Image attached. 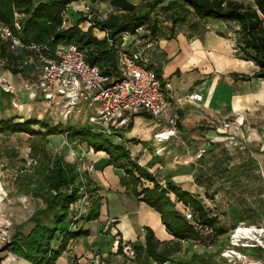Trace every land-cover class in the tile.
<instances>
[{
  "label": "trees",
  "instance_id": "16d2710c",
  "mask_svg": "<svg viewBox=\"0 0 264 264\" xmlns=\"http://www.w3.org/2000/svg\"><path fill=\"white\" fill-rule=\"evenodd\" d=\"M77 1L79 0H0V22L12 28L13 14L17 11L23 14L21 30L18 33L23 43L38 46L47 55H50L59 43L75 44L84 50L89 64L98 66L102 74L112 77L118 76V46L124 32H134L136 28L145 26L155 40L172 39L177 35L175 26L185 23L188 16L193 19L190 24L193 28L206 21L236 23V57L251 61L257 69L250 76L232 73L231 77L234 81L264 79V0H253L252 6H246L238 0H169L166 4L165 0H143L147 7L145 13L139 12L138 4L132 0H89L93 4L107 3L114 12L104 19H94L87 30L79 26L86 20L85 16L80 15L74 23L69 24L64 18L69 4ZM158 7L170 12L171 29L168 34L156 25H148V13L158 11ZM93 28L107 31L114 41L113 45L110 46L106 38L99 39L94 36ZM23 55H13L8 50L6 41L0 39V56L7 63L5 69L12 74L25 75L31 72L29 68L20 66ZM155 70L159 75L160 69L155 67ZM2 95L6 96L7 93L1 91L0 96ZM142 114L150 116L146 112ZM66 122L65 125L59 122L52 125L45 118L23 117L16 113L0 118V136L25 134L29 138L43 139V142L38 144L34 141L30 147V168L33 171L29 172L28 168L23 167L14 177L15 191L28 194L37 200L36 208L28 218L30 227L27 231L20 230V227L15 230L9 241L0 246V253L10 252L29 264H56L59 257L69 250L70 245L79 238L90 235L89 230L83 228V223L98 219L101 196H96L98 188L92 187L90 178L85 175V188L91 194V205L80 218H74L71 207L81 197L82 184L78 165L66 161L57 153L50 154L46 149L49 136L61 134L65 136L68 144H85L94 152H105L108 156L106 165L123 171L120 184L125 191L159 214L161 223L171 239L160 241L152 228L144 226L143 240L136 239L130 243L139 264H228L220 257L225 244H217L210 247L211 249L208 246L232 231L238 223L247 224L245 220L248 208H239L227 199L221 213L214 214L195 193L182 188L172 179L175 173L164 171L158 176L159 172L157 174L149 171V168L156 164H160L162 169L164 162L161 157L152 154L146 164H139L138 159L132 158L124 145L115 143L112 139L116 135L123 137L119 132L125 130L131 121L119 130L113 129L111 133H106L99 127L95 130L91 126L93 124L87 121L83 124H71L73 121L68 119ZM204 150V153L191 163L190 168L193 170L195 183L207 194L211 189L212 176L208 171V161L203 156L210 153L211 162L216 164L217 160L211 151L212 147ZM219 190L213 189L212 193H220ZM178 203L182 205V211L177 208ZM186 211L191 213V220L186 219ZM225 217L230 218L228 226H225L222 220ZM181 243H185L182 255L176 256ZM124 244L127 243L119 241L117 245V253L123 255L121 264H137L124 256ZM196 244L202 245L204 249L199 251L194 247ZM242 250L249 251L257 258L264 252L260 248ZM72 259L76 258L72 257L70 260ZM1 260L0 257V262Z\"/></svg>",
  "mask_w": 264,
  "mask_h": 264
},
{
  "label": "rangeland",
  "instance_id": "374dc122",
  "mask_svg": "<svg viewBox=\"0 0 264 264\" xmlns=\"http://www.w3.org/2000/svg\"><path fill=\"white\" fill-rule=\"evenodd\" d=\"M167 1L169 0H165L164 4H166ZM238 1L246 6L253 5V0ZM132 2L138 4L137 7L139 8L137 10L139 12H146L147 7L145 6L143 0H132ZM86 6L92 10L94 19H101L103 15H108L109 13L114 12L107 3H96L95 5L86 4ZM157 9L158 11L153 10L148 13V25H156V27H158L161 31L168 34L171 29V22L169 18L170 12L164 11L160 7ZM72 11V8L68 9L66 11V15L73 13ZM83 11H81L79 15H84ZM66 15L64 14V18L69 24L70 20L66 17ZM192 21L193 19L188 16L185 23L177 24L175 26L176 33H183L187 35V37L195 36L197 38L211 35L214 37L225 38V40L222 39L221 41L223 42L221 44H216V53L210 49V51L205 52V56H207V62L205 61V63L207 64L204 65V63H198V66L195 69L186 71V73H181L180 76L177 74L173 75L170 78L172 87L184 90L191 85L193 79H197V82L194 83V85L201 83L197 85L196 89H198L199 92L206 98L210 80L216 74L215 68L214 71L208 70V63L210 62L213 65L219 62L221 63L223 60V63H228V65H226V68L222 69V73H217L220 76L217 78L218 87L214 95L211 97L212 107L228 108L238 99L237 97H234V95H237L240 92H249L248 94H250V89L257 86L260 87V91L257 92L258 94L260 93L259 99L264 100V79L251 78L250 80L253 79V82L250 84L247 83V81L242 83L240 80L233 81L231 85L228 84V82L232 80V73L250 76L252 75V72L257 69L251 61H245L236 57L238 55L235 51L236 45L234 30L238 28V25L236 23L206 21L193 28L190 25ZM92 23L93 22H91V24ZM201 40V42L204 43L207 39ZM210 55H214L217 61L215 62L214 59L209 58ZM6 67L7 63L5 61L4 66L0 67V72L2 71L0 79H3L5 82L10 84L13 92H5L7 93L6 96H0V118L16 113L23 117L33 116L37 118H45L52 125H55L58 122L64 125L67 123L66 120L62 118L61 114H54L50 109L46 108L42 101L29 98L28 91L25 90L22 83L23 80L27 78L28 73L25 75L23 73L12 74L13 79L11 78V80L8 81L3 73L7 70L5 69ZM238 100L240 104L242 100ZM182 101L185 102L186 100ZM26 104L29 105L30 110L28 113H23L21 108L27 106ZM22 105H24V107ZM86 110V107L81 105L79 111L74 112L72 117H70L69 120L73 121L71 124H83L86 122ZM88 112L93 113L94 111L93 109H88ZM211 112V110L204 106H200L199 112L186 111V108H182L180 110L181 122L179 125L181 127H179L178 137L174 138V140L170 139L167 141V145L156 143L154 140V135L158 131L157 126L154 124L156 119L142 114L141 111H138L131 116V123L125 130L120 131L119 134L120 136L125 137L128 133V136L133 137L130 139L131 144H136L135 142L140 141L143 145V142H145V144L150 146V149L148 150L151 153L153 152L152 154L157 155V157H161V161L165 163L166 167L167 165L188 166L198 159V153H200L201 149L212 147L211 151L214 154L217 163L214 164L211 162L209 158L210 153L203 156L206 161H208V171L212 176L211 189L207 194L202 191L200 193L196 192L195 195L201 199L207 209H210L212 213L217 215H219L224 209L226 200L230 199L233 204L237 205V207H246L249 209L246 211L247 219L245 221L247 224L250 223V225L264 227V156H262V153H264V112L259 108L242 106L239 109L231 111L228 110L217 115L218 117L220 115H222L221 117L230 115L232 118L233 116L244 117V124L239 129L233 128L236 137L232 143L220 140L218 133L213 129L214 124L209 118V113ZM261 113H263V118H261ZM91 126L96 130V126ZM183 130H186L185 134ZM149 136H151V139H149ZM112 138L114 139L115 137ZM48 139L49 142L46 145L48 152L50 154L57 153L62 155L66 161H69V158L67 157L70 152L67 151L68 144L65 136L61 134L53 135L49 136ZM210 139H213L212 141L214 142ZM34 141L38 144L42 143L43 139L40 137L29 138V136L25 134L0 136V186L3 189L0 199V246L3 245L1 239L3 235L2 232L4 230H6L7 234L11 237L14 231L19 229V227L22 231H27L30 227V224H28V218L36 208L37 200L32 199L28 194L17 193L14 189V177L18 171L23 169V167L28 168L29 172L33 171L32 168H30V165H32L30 147ZM74 162L78 165V168H80V170L78 169L79 173L81 178L86 183L85 175L88 176V170H82V167H87L88 165L81 159H76ZM163 172L164 171H162L158 176H161ZM216 188L218 190L221 189L219 190L220 193L216 192L213 194L212 190ZM110 192L111 196L116 193L114 191ZM97 195L98 194L96 193V196ZM122 201L119 198V194H117L114 199L110 198L108 202L105 203L106 207L104 204L99 217L102 215L101 219H103V217L107 214H111L108 217L118 218V223L121 222V225L125 228L126 233L131 231L132 228L134 232H139V234L142 235L144 230L142 227H139V224L146 223V214L149 213L140 209V206L137 204L138 202L133 197H122ZM72 206L74 208L76 205ZM176 206L179 210H183L181 204L178 203ZM124 211L128 214L125 217H123L124 213H122ZM222 220L224 221L225 226L230 225V218L225 217L222 218ZM241 224L247 225L245 222L238 223L239 226ZM154 234L156 237H159V235L155 232ZM230 234L231 231L227 232L224 236L219 237L216 242L209 245L208 248L211 249L210 247L217 244H219V246L225 244L221 249L220 257L225 259L228 264H248L249 262L264 264V252L262 256L257 258L253 257L249 251L247 252L242 250V248H254L249 246H240L236 248L241 255L245 256L246 260L242 258L233 259L226 257L225 252L231 247ZM96 236L97 238L93 250L99 252V254L107 256L114 264H121L123 255L116 252V245L112 246L114 237L109 235V233L102 232H98L95 237ZM86 238L87 237H82L75 241L73 247L76 245V251H82L81 243L84 241V246L86 244ZM160 239L165 238L160 237ZM166 239L169 240L171 237L167 236ZM119 241L120 239H118V241L115 239V243L118 244ZM184 246L185 243H181V247L179 246L180 249L176 252V256L182 255ZM194 247H196L199 251L204 249V247L200 244H196ZM113 252L116 253L114 254ZM90 256L91 255L88 257ZM83 257L85 256H74L77 260H84L88 258ZM134 260L133 262L139 264L136 257Z\"/></svg>",
  "mask_w": 264,
  "mask_h": 264
},
{
  "label": "built area",
  "instance_id": "2783aa9c",
  "mask_svg": "<svg viewBox=\"0 0 264 264\" xmlns=\"http://www.w3.org/2000/svg\"><path fill=\"white\" fill-rule=\"evenodd\" d=\"M83 12L85 21L91 24L94 20L92 10L86 6ZM106 16L103 15L101 19ZM22 17L23 14L14 12L12 28L0 22V39L6 41L7 48L13 55L20 56L26 53L20 59V66L31 70L22 82L29 98L42 101L47 109L54 114H61L66 121L83 105L87 109L85 112L87 121L106 133H111L113 129H121L131 121L134 113L143 111L165 127L155 133L154 139L157 142H167L178 137L181 122L180 104L172 105L171 83L161 79L156 73L151 61L155 39L145 26L136 28L134 32L121 34V42L118 46V76L112 77L102 74L98 66L89 64L84 50L75 44L59 43L51 54L47 55L40 47L23 43L18 35ZM102 32L103 38H106L112 46L113 39L109 37L107 31ZM4 64L5 59L0 56V67ZM0 89L4 92H13L12 86L3 79H0ZM185 100L201 102L203 96L192 92L185 97ZM88 109H93L94 112L90 113ZM219 114L209 113V118L214 124L213 129L223 141L232 143L236 137L233 128L239 129L244 124V117L232 118L230 115L218 117ZM204 151L201 149L198 157ZM89 169L90 167H82V170ZM81 183V197L74 204L76 209L71 207L75 219L86 213L91 204V194L86 191L85 181L82 178ZM185 217L188 220L192 219L189 211L185 212ZM240 226H236L231 231L229 235L231 247L226 250L225 256L246 260L236 248L249 246L264 250V227L244 224ZM240 228L246 232H238ZM2 234L1 240L4 244L9 241L10 236L6 230ZM118 239L116 238V241ZM122 252L130 260L136 257L130 243L123 245ZM68 264L114 263L105 255L92 254L82 261L72 259Z\"/></svg>",
  "mask_w": 264,
  "mask_h": 264
},
{
  "label": "crops",
  "instance_id": "0c3cea01",
  "mask_svg": "<svg viewBox=\"0 0 264 264\" xmlns=\"http://www.w3.org/2000/svg\"><path fill=\"white\" fill-rule=\"evenodd\" d=\"M42 1H48V0H42ZM86 4H93V3H91L89 0H79L77 2H73L69 4V6L67 7V10L72 8L73 13H69L66 15L67 12H65V15L70 20V23L75 22V20L80 16L79 13L84 10ZM79 26L81 29L87 30L90 24L88 22L83 21L79 24ZM92 34L99 39H102L104 37V33L97 28L92 29ZM201 39H207V40L204 43H202ZM222 39L225 40V38L214 37L211 35L202 36L200 38H197L195 36L187 37L183 33L177 34L175 38H172V39H156L155 46L151 53V61L154 67L156 68L158 67L160 69L158 76L161 79L167 80L170 82V78L175 74L180 76L181 73H186V71L195 69L197 68L198 63L199 64L204 63V65L207 64L205 63V61L207 62V59H206L207 56H205V52L213 50L216 53L215 51L216 44H221L223 42L221 41ZM209 58L214 59L215 62L217 61L214 55H210ZM226 65H228V63H223V60L221 63L219 62L213 65L210 62L208 63V70L214 71V68H215L216 74L210 80V85L207 88L206 98L202 94L203 100L201 102H195L192 100L185 101V102L182 101V100H185V97L192 92L200 93L199 90L196 89V87L198 84H201V83H197L196 85H194V83L197 82V79H193L191 85L188 86V88L184 90L172 87V90H171L172 98L170 99L172 105L180 104V110L182 108H186V111H192V112H199L200 106H204L208 108L209 110H211L212 112H217V113H222L228 110L229 111L236 110L242 106L243 107L246 106L250 108H259L261 111L264 112V100H260L259 99L260 93L259 94L257 93L258 91H260L259 86L250 89L251 90L250 94H248L249 92H240L239 94L234 95V97H237L238 99L242 100L240 104H239V100L237 99L236 100L237 102L234 101L233 104H231V106L228 108L227 107H222V108L212 107L211 97L212 95H214L218 87L217 78H219L220 76L217 73L218 72L222 73V69L226 68ZM3 73H4L5 78L8 81L11 80L12 73L9 70H5ZM233 81L234 80L232 79L230 82H228V84L231 85ZM244 82L246 81H242V83ZM251 82H253V79L247 81V83L249 84ZM26 105L27 106L25 107L24 105H22L24 107V108H21V111H23V113H28V111L30 110L29 105L28 104ZM261 118H263V113H261ZM154 124L157 126V130H158L157 132L161 131L162 129H165L163 124H158L157 122H155ZM183 132L185 134L186 130H183ZM114 137H115L114 139L112 138L114 142L115 143L118 142L124 145L129 150L131 157L138 159L139 164L144 165L151 158L153 152L151 153L148 150L150 149V146L145 144V142H143V145L142 143L131 144L130 139L133 137L128 136V133H127V136L125 135V137H118L117 135ZM218 137L220 138L219 135ZM149 139H151V136H149ZM143 140H146V139H143ZM171 140H174V138H172ZM210 140L212 141L213 139H210ZM220 140L223 141L222 138H220ZM156 143L167 145L166 142L159 143L156 141ZM67 151L70 152V154H68V157H67L69 158L68 160L70 162H74L76 161V159L78 160L81 159L83 160L84 163L88 165L87 167H90V169L88 170V176L90 177V180L92 181V187H97L98 190H96V193L102 197L100 212L102 211L104 204L107 203L110 198H113V199L116 198L117 194H119V198L121 201H122V197L123 198L132 197L125 191V188L120 184V177L122 176L123 171L111 165H106V160L108 156L105 152L103 151L94 152L92 149L88 148L85 144H77V143L68 144ZM262 156H264V153H262ZM163 164L164 165L162 169L159 166L160 164H156L153 167L149 168V171L156 172V173L157 172L161 173L162 171L169 172V173L175 172L177 174H175L172 177V179L182 188L190 192H193V193H196V192L200 193L203 191L202 187L197 185L194 181V177L192 174L193 170H191L190 168V165L192 164L188 166H185V165H169L168 166L167 165V167L165 163ZM158 166L160 167V170L158 169ZM110 191H114L116 193L111 196ZM2 193H3V189L0 186V199H1ZM137 204L140 206V209H143L147 211V213H149V214H146L147 216L146 223L139 224V227H142L143 229L144 226H149L150 228L153 229V231L157 235H159V237L157 238L160 241L167 240L166 239L167 236L171 237L166 232L164 225L161 223L160 216L156 211L148 207L143 202H138ZM105 207H106V204H105ZM122 213H124L123 217L128 215L125 211ZM110 215L111 214L109 215L107 214L105 217H103V219H101L102 218V215H101V217H99L97 220L83 223V228L88 229L90 232V235L87 236L86 244L84 246H83L84 241L83 243H81L82 251L81 252L76 251L75 250L76 245L74 247H73L74 244L70 245L68 248L69 250L65 251L59 257V259L56 261V264H68L70 259L76 255L78 256L84 255L85 257H88L89 255L95 254L96 251L93 250V247L95 245V241L97 238V236L95 237V235H97L98 232L109 233V235L113 236L114 239H116V237L119 238L120 241H122V243H132L136 239L143 240L144 233H142L141 235L139 234V232H134L132 228H131V231L126 233V230L121 225V222L118 223L119 219L116 217L115 218L108 217ZM160 237L165 238V239H160ZM112 244H113L112 246L116 245V252H117L118 244L115 243V241L112 242ZM0 257L2 258L0 264H29L26 261L17 258L15 255L7 251L1 252Z\"/></svg>",
  "mask_w": 264,
  "mask_h": 264
},
{
  "label": "bare ground",
  "instance_id": "6f19581e",
  "mask_svg": "<svg viewBox=\"0 0 264 264\" xmlns=\"http://www.w3.org/2000/svg\"><path fill=\"white\" fill-rule=\"evenodd\" d=\"M238 232L243 233L246 232V230H242L241 228L238 230Z\"/></svg>",
  "mask_w": 264,
  "mask_h": 264
}]
</instances>
